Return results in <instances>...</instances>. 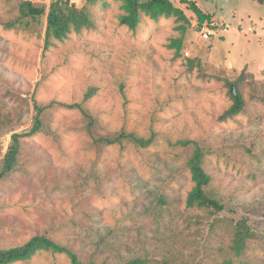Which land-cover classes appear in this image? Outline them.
<instances>
[{
    "label": "rangeland",
    "instance_id": "374dc122",
    "mask_svg": "<svg viewBox=\"0 0 264 264\" xmlns=\"http://www.w3.org/2000/svg\"><path fill=\"white\" fill-rule=\"evenodd\" d=\"M51 1L0 0V170L42 109L0 179V251L43 236L83 264H264V2L168 0L181 16L129 29L122 0H68L90 26L57 41ZM23 2L44 13L24 17ZM120 134L147 146L106 143ZM196 149L222 212L190 205ZM241 219L253 237L237 251ZM13 264L71 263L41 251Z\"/></svg>",
    "mask_w": 264,
    "mask_h": 264
},
{
    "label": "trees",
    "instance_id": "16d2710c",
    "mask_svg": "<svg viewBox=\"0 0 264 264\" xmlns=\"http://www.w3.org/2000/svg\"><path fill=\"white\" fill-rule=\"evenodd\" d=\"M87 1L90 4H93L98 0ZM260 1L264 2V0ZM122 2L125 15L121 18L120 23L129 29L136 28L140 14L165 18L171 16H181V12L174 8L168 0H122ZM19 8L20 13L24 17L26 16L33 19L41 16L44 13L43 8L35 7L30 2L21 3ZM189 9L196 17L198 27L208 23V16L204 14L196 5L190 4ZM89 26L90 22L84 11L75 8L74 5L70 4L68 0L51 1L47 13V40L54 39L61 41L69 33L70 28L80 30ZM241 106L242 103L240 98L235 97L233 107L228 110L223 117L236 115L240 111ZM41 111L42 109L36 108L37 113L34 123L29 131L21 134H13L11 136V143L2 161L0 179L4 178L14 169L19 154L20 140L30 137L39 131V116ZM122 139H128L140 147H146L148 142L142 139H137L133 135L120 134L113 140H106V143L111 145L120 142ZM201 159L202 152L200 149H196L194 157L189 162L192 180L195 183V187L190 195V205L211 209L215 212H222L224 210V206L217 200L208 197L204 191V188L208 185L210 178L201 168ZM252 237L253 234L250 233L247 222L244 219H241V221L235 225V233L232 244L233 248H236L237 251L243 249L245 247L246 241ZM41 251L65 255L71 264H83L78 261L77 257L72 252L43 236H35L21 247L0 251V264H13L15 262L24 261L32 257L36 252Z\"/></svg>",
    "mask_w": 264,
    "mask_h": 264
},
{
    "label": "built area",
    "instance_id": "2783aa9c",
    "mask_svg": "<svg viewBox=\"0 0 264 264\" xmlns=\"http://www.w3.org/2000/svg\"><path fill=\"white\" fill-rule=\"evenodd\" d=\"M198 29L200 31V35L204 39H208L210 36L214 34V26L212 24H207V23L203 24L199 26ZM224 31H226V29Z\"/></svg>",
    "mask_w": 264,
    "mask_h": 264
},
{
    "label": "water",
    "instance_id": "95a60500",
    "mask_svg": "<svg viewBox=\"0 0 264 264\" xmlns=\"http://www.w3.org/2000/svg\"><path fill=\"white\" fill-rule=\"evenodd\" d=\"M233 92V91H232Z\"/></svg>",
    "mask_w": 264,
    "mask_h": 264
}]
</instances>
